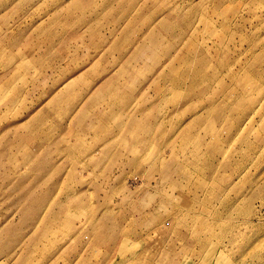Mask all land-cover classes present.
Wrapping results in <instances>:
<instances>
[{"label": "rangeland", "instance_id": "374dc122", "mask_svg": "<svg viewBox=\"0 0 264 264\" xmlns=\"http://www.w3.org/2000/svg\"><path fill=\"white\" fill-rule=\"evenodd\" d=\"M5 1L0 264H264V0Z\"/></svg>", "mask_w": 264, "mask_h": 264}, {"label": "crops", "instance_id": "0c3cea01", "mask_svg": "<svg viewBox=\"0 0 264 264\" xmlns=\"http://www.w3.org/2000/svg\"><path fill=\"white\" fill-rule=\"evenodd\" d=\"M15 1V10H20V9H22L23 7H24V5H25V1L24 0H14ZM47 1H53L52 3L53 4H56L57 3V5H55V6H52L51 8L50 7H48V6H46V10H48L49 8V12H48V14H44V15H52L56 10H65L66 12H68V14L69 15H72L71 13H77V14H81V12L82 11H84L86 14H87V16H89L90 15V13H91V15L93 14V12L94 11H99V9L103 6V4L102 5H98V3L97 2H95L93 5H91V6H86V5H84V4H82V0H36V3H35V5H33V9H36L37 10V8H39L41 5H43V7L45 6V2H47ZM63 1H66V2H63ZM9 1H5V0H0V6H2V7H7L8 5H9V3H8ZM61 2H63V3H61ZM81 2V3H80ZM51 5V4H50ZM32 8V7H31ZM31 8H30V10H31ZM54 8H56L55 10H54ZM71 9V10H70ZM24 12L25 13H19L18 14V16H20L21 18H20V20H22L21 22L22 23H24V26L25 25H30V22L29 23H27L28 21H26L28 18H26V17H29V15L31 14V13H27V11L26 10H24ZM39 14H36L35 16H34V18H36V20H35V23H36V25L37 24H39V22H40V20L37 18V16H38ZM40 17V16H39ZM19 20V21H20ZM35 25V26H36ZM39 26V25H38ZM38 26H37V28H36V32H38V33H40L39 31H38ZM83 27L81 28V30H78V31H82V30H84V25H82ZM34 29L35 28H30L29 29V31H31V32H33L34 31ZM35 32V31H34ZM56 32V30H54V33ZM13 33H18V32H13ZM5 35V34H7V31H5L4 30V28H2V27H0V35ZM16 38H17V40H18V38H20V40H21V38H22V35H20V33H18V34H16ZM34 46V45H33ZM27 48H29V46H26ZM36 47V46H35ZM23 48V47H22Z\"/></svg>", "mask_w": 264, "mask_h": 264}, {"label": "bare ground", "instance_id": "6f19581e", "mask_svg": "<svg viewBox=\"0 0 264 264\" xmlns=\"http://www.w3.org/2000/svg\"><path fill=\"white\" fill-rule=\"evenodd\" d=\"M83 12H84V11L81 12V15L83 14ZM77 16H78L77 13H75V14L72 13V24H74V22H75L76 20L79 19ZM157 31H158V30H157Z\"/></svg>", "mask_w": 264, "mask_h": 264}]
</instances>
